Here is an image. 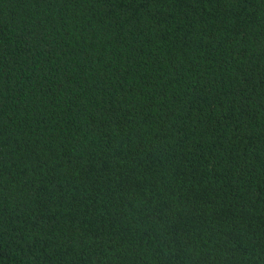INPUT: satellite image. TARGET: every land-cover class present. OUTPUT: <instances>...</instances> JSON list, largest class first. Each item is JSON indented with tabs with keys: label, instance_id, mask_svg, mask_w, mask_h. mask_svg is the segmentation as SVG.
<instances>
[{
	"label": "trees",
	"instance_id": "trees-1",
	"mask_svg": "<svg viewBox=\"0 0 264 264\" xmlns=\"http://www.w3.org/2000/svg\"><path fill=\"white\" fill-rule=\"evenodd\" d=\"M0 264H264V0H0Z\"/></svg>",
	"mask_w": 264,
	"mask_h": 264
}]
</instances>
